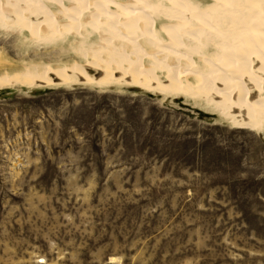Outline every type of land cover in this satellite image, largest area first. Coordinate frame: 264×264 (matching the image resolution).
<instances>
[{
  "label": "rangeland",
  "instance_id": "374dc122",
  "mask_svg": "<svg viewBox=\"0 0 264 264\" xmlns=\"http://www.w3.org/2000/svg\"><path fill=\"white\" fill-rule=\"evenodd\" d=\"M71 46L0 26L14 62ZM0 264H264V128L190 92L0 86Z\"/></svg>",
  "mask_w": 264,
  "mask_h": 264
},
{
  "label": "bare ground",
  "instance_id": "6f19581e",
  "mask_svg": "<svg viewBox=\"0 0 264 264\" xmlns=\"http://www.w3.org/2000/svg\"><path fill=\"white\" fill-rule=\"evenodd\" d=\"M0 26L34 43L65 37L77 56L18 63L0 53V86L190 92L235 125L264 128V0H0Z\"/></svg>",
  "mask_w": 264,
  "mask_h": 264
}]
</instances>
